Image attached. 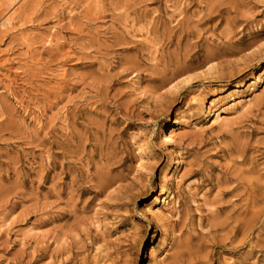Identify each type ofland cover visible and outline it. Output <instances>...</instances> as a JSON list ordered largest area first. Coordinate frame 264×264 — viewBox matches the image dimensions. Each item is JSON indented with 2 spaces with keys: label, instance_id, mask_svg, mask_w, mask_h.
Listing matches in <instances>:
<instances>
[{
  "label": "rangeland",
  "instance_id": "obj_1",
  "mask_svg": "<svg viewBox=\"0 0 264 264\" xmlns=\"http://www.w3.org/2000/svg\"><path fill=\"white\" fill-rule=\"evenodd\" d=\"M13 10L0 264H264V0H0Z\"/></svg>",
  "mask_w": 264,
  "mask_h": 264
},
{
  "label": "bare ground",
  "instance_id": "obj_2",
  "mask_svg": "<svg viewBox=\"0 0 264 264\" xmlns=\"http://www.w3.org/2000/svg\"><path fill=\"white\" fill-rule=\"evenodd\" d=\"M16 16H17L16 11H14V10L8 14L7 13L3 14V17L0 19V28L8 27V26L12 25L16 20ZM48 41H50V40H48ZM259 75L260 76L256 77L255 81L264 82V81H262V80H264V69L262 70V72ZM192 81H193V77L189 75L188 77L184 78L180 84L179 83H173L172 87H171L173 89L172 91L178 90L179 88H181V86L182 87L188 86V84L191 83ZM239 101H240V99H239ZM239 101H235L232 104H236ZM247 102L249 103L250 100H248ZM222 112H223V108L222 109L218 108L217 110H215L213 112V118L211 120V123L222 121L224 118V115L222 116V114H221ZM178 129L179 128L173 127L170 130L169 134L166 135L165 139L167 141H173L174 137L179 134ZM159 193L161 194L159 199L163 202V204L165 206L169 205L171 203V195L168 194V189L165 187V185H161ZM156 201H158V200H156ZM160 212L162 213V211H160ZM163 257H164V255L161 258H163ZM111 263H113V262H111Z\"/></svg>",
  "mask_w": 264,
  "mask_h": 264
}]
</instances>
